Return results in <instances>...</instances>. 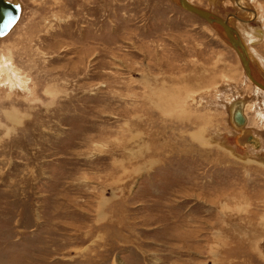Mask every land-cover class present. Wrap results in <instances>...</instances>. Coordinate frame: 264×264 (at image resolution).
Returning <instances> with one entry per match:
<instances>
[{
  "label": "rangeland",
  "instance_id": "obj_1",
  "mask_svg": "<svg viewBox=\"0 0 264 264\" xmlns=\"http://www.w3.org/2000/svg\"><path fill=\"white\" fill-rule=\"evenodd\" d=\"M21 3L0 39V264H264V92L234 49L173 0Z\"/></svg>",
  "mask_w": 264,
  "mask_h": 264
},
{
  "label": "water",
  "instance_id": "obj_2",
  "mask_svg": "<svg viewBox=\"0 0 264 264\" xmlns=\"http://www.w3.org/2000/svg\"><path fill=\"white\" fill-rule=\"evenodd\" d=\"M173 1L185 10L192 12L206 20L211 28H213V30L219 35V37L236 50L246 75L254 83L258 84V86L264 89V77L252 64L251 59L249 58V55L244 47V43L242 42L238 29L230 21V18L252 20L254 16L251 19H245L237 14L236 9L228 10L225 12V14H222L210 7L198 5L191 0ZM22 8L23 6L21 0H0V37L6 35L18 21L22 12ZM232 114V117L236 124L240 125L245 123V117L243 116L242 109L239 107V105L234 108ZM241 140L248 141L255 147L259 146V143L252 138L250 130H245L243 132Z\"/></svg>",
  "mask_w": 264,
  "mask_h": 264
},
{
  "label": "bare ground",
  "instance_id": "obj_3",
  "mask_svg": "<svg viewBox=\"0 0 264 264\" xmlns=\"http://www.w3.org/2000/svg\"><path fill=\"white\" fill-rule=\"evenodd\" d=\"M217 1V0H216ZM233 3L235 4V9H236V12L237 14H241L243 15V18L245 19H251L253 16H254V19L253 20H256L259 16H258V12L256 10V8L254 6H251V5H247L246 3H244V0H232ZM193 2V1H192ZM217 4V3H216ZM250 8L252 9H255V10H251L249 12H247ZM215 10V9H213ZM254 11V12H253ZM189 12V11H188ZM23 13V11L21 12ZM192 13V12H191ZM194 14V13H193ZM22 16V14H21ZM21 16L20 18L18 19V21L14 24V26L11 28V30L6 34L4 35L3 37H0V39H3L4 37H6L13 29L14 27L17 25V23L20 21L21 19ZM240 16V15H239ZM230 21L235 25V27L238 29L239 33H240V36H241V39H242V42L244 43V47L249 55V58L251 59V62L252 64L255 66V68L258 70V72L263 75L264 77V60L260 58H258V56H256V54L254 53L253 49H252V44H256L259 42V38L261 37L262 35V31H263V28L261 26H254L252 30H250L246 25H250L252 24L250 22V20H241L240 18H230ZM258 22V21H257ZM239 25H243L244 27H246V30H243L245 32V35H247L249 38L251 37L252 39H246V36L242 33V31L240 30L239 28ZM264 32V31H263ZM262 38V37H261ZM233 49V48H232ZM234 51L236 52V50L234 49ZM237 54V52H236ZM263 63V64H262ZM245 72V71H244ZM246 74V73H245ZM247 76V75H246ZM248 77V76H247ZM248 79L253 83V85L258 89V90H261L264 92V89L261 88L260 86H258V84L254 83L249 77ZM232 103V104H231ZM230 103V105H232V113H233V110L234 108H236L238 105L239 107L242 109V114L243 116L245 117V123L244 124H236L234 122V119L233 117H231V120L234 124V126L236 128H243L246 124H247V121H248V117L245 110H244V101L242 99H236V100H233L232 102ZM229 105V106H230ZM233 116V114H232ZM243 132H244V129H243ZM252 138L255 139L258 143H260V139H258V136H254V133L252 134ZM259 140V141H258ZM249 145H252L254 148L255 146L250 143ZM264 158V157H263ZM262 159V158H261ZM264 160V159H262Z\"/></svg>",
  "mask_w": 264,
  "mask_h": 264
}]
</instances>
